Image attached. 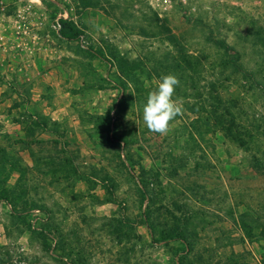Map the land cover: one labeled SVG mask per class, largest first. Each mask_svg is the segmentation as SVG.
<instances>
[{
	"label": "rangeland",
	"instance_id": "obj_1",
	"mask_svg": "<svg viewBox=\"0 0 264 264\" xmlns=\"http://www.w3.org/2000/svg\"><path fill=\"white\" fill-rule=\"evenodd\" d=\"M186 2L0 0V264H264V0Z\"/></svg>",
	"mask_w": 264,
	"mask_h": 264
},
{
	"label": "clouds",
	"instance_id": "obj_2",
	"mask_svg": "<svg viewBox=\"0 0 264 264\" xmlns=\"http://www.w3.org/2000/svg\"><path fill=\"white\" fill-rule=\"evenodd\" d=\"M178 78L173 74L163 75L156 88L148 93L143 106L142 119L152 132L166 134L169 122L182 111V107L173 99Z\"/></svg>",
	"mask_w": 264,
	"mask_h": 264
},
{
	"label": "built area",
	"instance_id": "obj_3",
	"mask_svg": "<svg viewBox=\"0 0 264 264\" xmlns=\"http://www.w3.org/2000/svg\"><path fill=\"white\" fill-rule=\"evenodd\" d=\"M163 1H165V2H169L170 0H163ZM184 3H189V2H186V0H182Z\"/></svg>",
	"mask_w": 264,
	"mask_h": 264
}]
</instances>
